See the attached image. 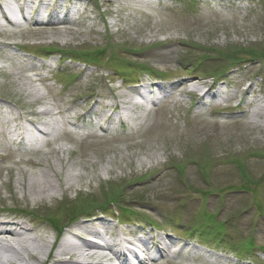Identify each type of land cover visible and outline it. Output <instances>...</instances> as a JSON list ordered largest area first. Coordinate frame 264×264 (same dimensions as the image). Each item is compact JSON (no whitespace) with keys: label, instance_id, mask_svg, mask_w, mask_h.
I'll list each match as a JSON object with an SVG mask.
<instances>
[{"label":"rangeland","instance_id":"rangeland-1","mask_svg":"<svg viewBox=\"0 0 264 264\" xmlns=\"http://www.w3.org/2000/svg\"><path fill=\"white\" fill-rule=\"evenodd\" d=\"M79 1L52 8L73 6L78 23L15 28L3 19L19 18L20 0H0V218L34 210L28 243L49 249L56 234L42 217L67 224L74 212L59 211L64 200L95 194L100 205L119 180L121 199L107 214L126 213L122 227L134 233L155 223L177 243L172 255L145 264H264V117L248 104L264 94V0ZM48 47L69 58L47 60L59 64L55 72L35 53ZM122 63L129 80L116 70ZM213 76L228 93L202 99L199 86ZM151 83L176 89L145 114L137 91ZM111 102L143 120L140 129L88 136L93 123H110ZM8 122L28 141L9 138ZM37 127L51 143L21 157L37 148ZM30 181L55 192L33 194ZM101 210L80 214L67 231L87 237L79 227ZM10 254L0 249L4 260Z\"/></svg>","mask_w":264,"mask_h":264},{"label":"bare ground","instance_id":"bare-ground-1","mask_svg":"<svg viewBox=\"0 0 264 264\" xmlns=\"http://www.w3.org/2000/svg\"><path fill=\"white\" fill-rule=\"evenodd\" d=\"M137 92L139 94V91ZM204 96H206V93ZM213 97L217 96L213 95ZM250 102L255 105V108L252 111L253 115L264 117V104L260 103V100ZM41 133L46 135L49 132L43 131ZM39 141L40 140H38V142ZM118 181L119 180H116L113 183L118 184ZM38 183L40 184H35V182L30 181L29 183H25V186L30 187V192L37 195L46 193L51 194L50 192H55L56 187L52 183ZM83 227L88 229L86 224H83ZM0 230V249L6 252H11V254L15 256L9 257L7 260H4L2 256H0V264H34L33 262L27 260L22 252H25L29 259H33L39 264H106L107 260L99 261L101 258H103L102 256H105L103 253H99V250H106L108 252L116 253V244L112 241H107L105 244L99 245L92 243L87 239H77L75 237H64L61 239L59 244L52 242L53 244L51 243L49 249L46 248L44 250V248H41V250L36 252L30 247L28 243L34 239L32 236V230L26 227L23 223L17 222L15 218L0 220ZM88 231L98 234L101 233L100 230L97 231L94 228H90L87 230V232ZM72 233L73 236H78L77 233ZM44 251L47 252L44 259H42V254ZM169 254L170 251L168 249L162 250L161 255L164 257L169 256ZM97 261L99 262L97 263ZM156 261L157 259L155 262Z\"/></svg>","mask_w":264,"mask_h":264}]
</instances>
